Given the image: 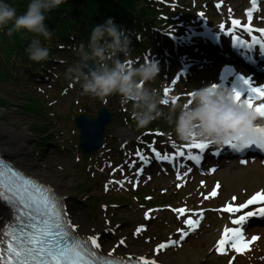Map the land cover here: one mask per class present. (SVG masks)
<instances>
[{
  "label": "rangeland",
  "instance_id": "rangeland-1",
  "mask_svg": "<svg viewBox=\"0 0 264 264\" xmlns=\"http://www.w3.org/2000/svg\"><path fill=\"white\" fill-rule=\"evenodd\" d=\"M154 2L161 4L174 19L188 18L185 28L178 31L184 35L187 29L189 37L192 36V30H195L192 27L198 28L201 19L204 21L210 19L218 31L231 15L244 18L245 8L249 4V0H154ZM220 4L223 6L218 7ZM183 24L179 23L181 26ZM157 32L163 36L166 30L160 28ZM32 39L28 37L25 45ZM220 39L222 44L227 42L226 38ZM168 40L175 43L173 38L171 40L169 37ZM142 44L144 45L141 46L147 45L143 42ZM77 52L78 49H73V54L66 56L65 63L52 65L48 72H40L42 78L38 81L28 75L24 76L21 69L17 74V65L10 67L4 59L0 60V119L1 115H9L15 119L13 122L20 120L27 124L26 127L32 132V140L27 142L28 152L37 157L38 163H43L42 169L51 174L55 182L59 183L60 179L64 178L71 186L79 206L88 217L90 226L97 231L107 229L108 241L114 242L118 237L125 240L133 239L138 243L135 246L146 248L148 251H155L160 244L175 240L177 243L162 249L163 252L160 251L172 259L185 255L194 258L208 254V264H264L262 259L264 224L257 220L243 224L247 238L257 237L251 242L249 250L243 254L233 249H228L224 254L216 251L220 229L226 224H231L233 218L238 216L223 212L221 209L228 203H244L256 192L264 190V173L256 170L262 166L261 163L238 165V162L235 163L236 160L216 170H214L216 164L213 163L210 168L205 167L202 173L191 172L188 163L182 170L178 168L185 163L176 165L175 171L162 164L150 166L139 177L140 172L137 170L142 167L131 170L127 164L124 166L131 155L137 156L136 153L139 151L148 157L150 150L153 148L158 150V147L164 152L173 151L171 154L166 153L170 156L178 150H184L187 155L188 150L183 149V145L188 143L179 141L173 133L167 132L170 131L169 125H161L158 120L152 123H159L155 127L159 130L163 127L165 132L163 136L157 134L158 136L153 137V131L148 134L137 128L132 117L131 103H121L118 94H114L113 98L106 99L105 102L83 93L82 82L70 81L66 76L67 68L74 65L70 59L75 58L77 60L75 62H79ZM161 56L155 50L146 49L137 54L131 52L130 58L136 63H143L145 59L163 61ZM189 56L198 57L202 61L188 68L187 73L181 74L180 70ZM212 58L211 54L199 52L184 56L179 63L159 62V75L146 86L159 89L166 98L176 96L179 98L177 102L186 101L189 98L188 93L196 87L206 84L219 85L223 72L230 68L225 66L224 61H214ZM234 72L232 79L240 77L242 80L244 77L242 75H248L241 68L237 69L238 73ZM166 87L170 89L167 94L163 92ZM226 87L231 88L232 85L228 84ZM258 102L264 103V99H259ZM169 103H172V100ZM103 107L115 111V118L106 129L103 147L86 157L88 154L80 152L78 147L80 130L75 124V118L82 114L95 117ZM124 107H130V120L125 118L127 115H124ZM161 107L166 111L168 105ZM142 140H147V145L142 144ZM177 173L180 174V179L177 178ZM119 174L122 175L118 176ZM130 174L133 175L128 180ZM189 176L191 177L186 179ZM178 184L180 187H177ZM217 184L218 195L205 199L204 196ZM232 197H236V200L233 201ZM178 207L204 209L202 217H197L193 213L194 218H199L201 222L199 227L189 231L186 237H182L179 231L182 228L187 230V225L184 224L185 216L178 215L172 210ZM149 210H152L151 216L146 217L145 214ZM141 226H145V230L137 235V230Z\"/></svg>",
  "mask_w": 264,
  "mask_h": 264
},
{
  "label": "snow or ice",
  "instance_id": "snow-or-ice-1",
  "mask_svg": "<svg viewBox=\"0 0 264 264\" xmlns=\"http://www.w3.org/2000/svg\"><path fill=\"white\" fill-rule=\"evenodd\" d=\"M218 7L223 6L217 5ZM258 0H251V6L246 10V18H233L230 23L221 28L227 27L228 34L233 35L238 29H242L247 33H255L249 40H242L241 36L235 35V41L238 46L246 48H255L256 45L264 46V28L253 27L254 13L257 10ZM231 12L232 9H229ZM203 15V13H201ZM243 83L248 87V95L243 100L250 108H254L258 115L264 120V103L256 102L264 99V85L253 86L248 78H243ZM216 85H213L215 87ZM165 94L170 92L169 88H164ZM235 99L239 102L242 99V93L234 89ZM191 93H188L190 96ZM179 98L172 97V103L177 102ZM164 105L169 103L165 100ZM161 135H163L161 133ZM213 145L209 141L193 140L189 144L183 145V149L188 150V159L199 163L202 156L195 153L196 149L203 153L205 149ZM232 149L244 151L256 146L264 150V124L257 123L252 133L247 136L238 137L235 140L226 142ZM155 157L160 160H175L176 155L185 156L184 150H178L174 155H162L155 148L152 149ZM137 156L145 163L148 157L137 151ZM219 154V153H217ZM135 163V162H133ZM137 171L143 172V168ZM177 178L181 176L177 173ZM117 183H123L117 181ZM204 183L203 181L201 182ZM177 187H180L178 184ZM216 185L204 198L208 199L218 195ZM203 195V194H202ZM0 196L3 201L14 209V218L9 222L6 228L0 229V236L3 242L0 243V264H127L124 257H116L115 249L110 255L103 253L101 237L99 235L92 237H81L78 229L72 223V217L67 212L63 199L55 193L51 187L42 184L35 178H29L23 171H18L14 167L5 163L0 159ZM236 200V197H232ZM264 203V190L256 192L246 203L226 204L221 211L226 213H240L242 209H246L249 205ZM178 215H184V224L187 230L180 229L182 237H186L189 231H194L200 225V219L194 218L193 213L197 217H202L204 209H188L187 207H178L172 209ZM152 210L145 215L151 216ZM264 216V208H260L258 212L247 211L243 215H238L231 221L232 226H225L223 233L216 244V251L221 254L227 253L231 248L235 252L240 253L248 249L251 242L256 240V236H252L248 240L244 236L243 228L245 220L253 215ZM145 230V226H141L137 230V235ZM120 241L116 247L124 244ZM171 244L177 241H170ZM169 244H160L156 248V253L165 249ZM111 257V258H110ZM136 264H157L155 259L147 256H139L135 258Z\"/></svg>",
  "mask_w": 264,
  "mask_h": 264
},
{
  "label": "clouds",
  "instance_id": "clouds-1",
  "mask_svg": "<svg viewBox=\"0 0 264 264\" xmlns=\"http://www.w3.org/2000/svg\"><path fill=\"white\" fill-rule=\"evenodd\" d=\"M66 2L31 0L27 12L17 15L13 5L0 0V28L12 23L7 28L9 36L27 29L50 40L53 32L46 23L47 13ZM131 45V35L114 18L95 24L87 44L81 42L78 45L79 62L67 68L66 76L70 81L82 82L85 94L105 102L107 97L118 94L121 103H131L137 128H146L162 117L173 135L185 143L195 139L224 145L227 141L250 135L262 120L243 99L236 101L234 89L222 85L196 87L186 101L168 103L165 111L161 105L172 98L162 96L157 88L146 86L159 75V61L134 62L130 58ZM26 50L35 62L46 61L50 56V48L38 38H33Z\"/></svg>",
  "mask_w": 264,
  "mask_h": 264
},
{
  "label": "trees",
  "instance_id": "trees-1",
  "mask_svg": "<svg viewBox=\"0 0 264 264\" xmlns=\"http://www.w3.org/2000/svg\"><path fill=\"white\" fill-rule=\"evenodd\" d=\"M7 2L17 9V15H22L27 12L31 0H7ZM170 15L161 4L154 0H67L65 4L47 13L46 23L53 32L50 40L27 29L14 32L9 36L7 28L11 27L12 23L0 28V60L4 59L10 67L17 65V74L21 69L24 76L28 75L37 81L40 78L39 73L46 71L50 64L65 63L66 56L72 55L73 49H78L81 42L87 44L95 24L103 23L108 18H114L115 22L131 35V47L134 54L146 48L147 45L149 47H159L160 44L169 45L166 39L161 41V37L153 31L152 26L174 25L177 21H174ZM28 37L38 38L44 46L50 48L48 60L35 62L29 58L25 46ZM142 42L147 45L141 46L144 45ZM70 60L75 65L77 60L75 58ZM113 97L112 95L106 99ZM129 109L124 107V115H127L125 118L127 117L128 120L131 115ZM157 120L161 122V125L167 124L161 118ZM159 123H150L146 128L141 129L149 130Z\"/></svg>",
  "mask_w": 264,
  "mask_h": 264
},
{
  "label": "bare ground",
  "instance_id": "bare-ground-1",
  "mask_svg": "<svg viewBox=\"0 0 264 264\" xmlns=\"http://www.w3.org/2000/svg\"><path fill=\"white\" fill-rule=\"evenodd\" d=\"M237 31H240V30L238 29ZM211 35H212L211 33H207L206 35L204 34L203 36L207 38L206 40H208V39H211ZM225 36L226 37L230 36L228 34L227 27L222 28V31H220L217 34V37H214V39L217 40V44H220V47L222 49H223V44L221 43L220 38L225 37ZM237 52H240L239 48H237ZM247 54L249 56L248 58L252 57V58H255V59H258L264 62V59H263L264 55H261L260 51L255 50V48H253L252 51L248 52ZM229 58H232V55H230L228 52L223 51V53H220V55L219 54L216 55L215 60L218 61L219 59H224L225 61L233 63L234 56L232 59H229ZM194 64H196L195 61H194ZM238 86L239 84H233V88L236 90H239L242 93V98H246V96L248 95L247 85H244V88H246L247 90H242ZM14 120L15 119L10 117L9 115H1V119H0L1 153H3V156L6 157V159H9L10 161H12L26 174L38 179V181L46 183L48 186H51L55 190V193L58 194L63 199L66 210L72 217V223L78 229L81 237H92V236L99 235L101 237L103 253L106 255H110L112 250L115 249L117 258L124 257L125 259H127L131 257L135 260L136 257L143 255V256H147L152 259H155L157 261V264H208L209 262V259L207 258L208 254L197 256L194 258L189 257L188 255H185L182 258L179 257L176 259H172L162 254L164 250H162V252L156 253V251L154 250L148 251L146 250V248H142V247L139 248L135 246V244H138V243H136L133 239L125 240L121 237H118L115 239L114 242L108 241L107 233H106L107 229L104 231H97L96 229L90 226L88 217L84 213L83 209L79 206L76 195L72 191L71 186L68 183H66L65 179L64 178H62V180L60 179L59 183L55 182V180L53 179L54 177L42 169V166H44L43 163H38L37 157L32 156V154L28 152L27 142L29 140H32V132L30 131V128L26 127L27 126L26 123L21 122L20 120L19 122H13ZM258 123L264 124V121L258 122ZM10 133H12L13 135H9ZM209 150L210 149H206L203 153H200V150L196 149L195 152L203 156V155H207ZM129 159L130 160L127 161V163H125L124 166L127 164V166L131 168V170H133L135 167L139 168L140 166L144 164V161H142L139 156L131 155ZM156 159L157 158L155 157L153 161H155ZM180 159H183V157H180ZM145 166H146L145 169H149V162H146ZM256 170L258 172L264 173V167L262 166L257 167ZM133 174H130L128 176V180L132 177ZM120 175L122 174H119L118 176ZM141 176L142 174H140L139 177ZM197 204L199 203L197 202ZM259 209H260V205L258 204L249 205L243 212H240L238 214L243 215L247 211L257 212ZM259 217L261 216L259 214H256V215L248 217L246 221L249 220V222H251L253 220H256L255 218L259 219ZM13 218H14L13 209L11 208L10 205L4 202L2 196H0V229L6 228L7 224L13 221ZM226 226H232V225L226 224ZM240 227H242V225ZM223 228L220 229L217 239L221 237L223 233ZM262 233H264V231H262ZM121 240H123L125 243L120 245V247L117 248L116 246L120 244ZM170 241L171 240H169L167 244L170 245L171 244ZM2 242H3V238L2 236H0V243Z\"/></svg>",
  "mask_w": 264,
  "mask_h": 264
},
{
  "label": "water",
  "instance_id": "water-1",
  "mask_svg": "<svg viewBox=\"0 0 264 264\" xmlns=\"http://www.w3.org/2000/svg\"><path fill=\"white\" fill-rule=\"evenodd\" d=\"M32 41H28L26 47L30 46ZM114 113L107 108H102L97 117L80 115L75 122L80 129L81 148L86 153H93L103 147L105 130L111 123Z\"/></svg>",
  "mask_w": 264,
  "mask_h": 264
}]
</instances>
